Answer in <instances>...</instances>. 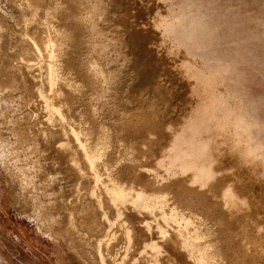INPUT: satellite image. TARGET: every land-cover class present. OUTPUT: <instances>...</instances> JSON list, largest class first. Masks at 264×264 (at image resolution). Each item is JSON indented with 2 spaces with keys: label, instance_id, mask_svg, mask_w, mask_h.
I'll use <instances>...</instances> for the list:
<instances>
[{
  "label": "rangeland",
  "instance_id": "rangeland-1",
  "mask_svg": "<svg viewBox=\"0 0 264 264\" xmlns=\"http://www.w3.org/2000/svg\"><path fill=\"white\" fill-rule=\"evenodd\" d=\"M0 264H264V0H0Z\"/></svg>",
  "mask_w": 264,
  "mask_h": 264
},
{
  "label": "bare ground",
  "instance_id": "bare-ground-1",
  "mask_svg": "<svg viewBox=\"0 0 264 264\" xmlns=\"http://www.w3.org/2000/svg\"><path fill=\"white\" fill-rule=\"evenodd\" d=\"M49 43H50V41H49Z\"/></svg>",
  "mask_w": 264,
  "mask_h": 264
}]
</instances>
